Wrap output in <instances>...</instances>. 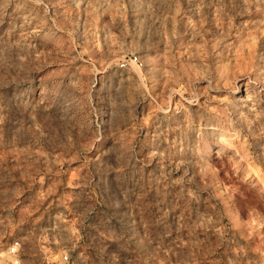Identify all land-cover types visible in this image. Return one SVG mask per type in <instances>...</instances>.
Here are the masks:
<instances>
[{"label": "rangeland", "instance_id": "obj_1", "mask_svg": "<svg viewBox=\"0 0 264 264\" xmlns=\"http://www.w3.org/2000/svg\"><path fill=\"white\" fill-rule=\"evenodd\" d=\"M16 242L264 264V0H0V264Z\"/></svg>", "mask_w": 264, "mask_h": 264}, {"label": "built area", "instance_id": "obj_2", "mask_svg": "<svg viewBox=\"0 0 264 264\" xmlns=\"http://www.w3.org/2000/svg\"><path fill=\"white\" fill-rule=\"evenodd\" d=\"M19 247L20 243L16 242L7 250L8 262L10 264H18ZM65 259H67V256Z\"/></svg>", "mask_w": 264, "mask_h": 264}]
</instances>
